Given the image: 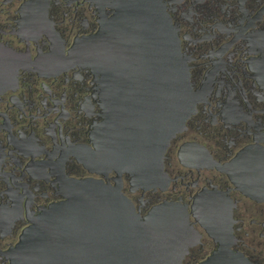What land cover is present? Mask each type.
Listing matches in <instances>:
<instances>
[{
	"label": "flooded vegetation",
	"instance_id": "flooded-vegetation-1",
	"mask_svg": "<svg viewBox=\"0 0 264 264\" xmlns=\"http://www.w3.org/2000/svg\"><path fill=\"white\" fill-rule=\"evenodd\" d=\"M161 1L195 108L164 153L163 177L145 188L84 162L110 115L103 70L77 49L95 39L101 58L109 55L119 124L152 100L164 69L127 1L0 0V264L11 263L33 220L87 178L120 186L143 218L164 203L185 208L195 236L181 264L220 246L264 264V199L243 185L241 160L264 151V0Z\"/></svg>",
	"mask_w": 264,
	"mask_h": 264
},
{
	"label": "water",
	"instance_id": "water-1",
	"mask_svg": "<svg viewBox=\"0 0 264 264\" xmlns=\"http://www.w3.org/2000/svg\"><path fill=\"white\" fill-rule=\"evenodd\" d=\"M126 1L132 20L139 23V31L149 39L151 53H156L164 69L154 84L152 100L138 107L129 125L119 124L109 55L101 58L95 39L89 40L91 47L77 49L79 58L93 72L103 70L110 115L108 133L99 137L96 155L84 162L95 172H101L102 167L126 172L148 188L163 177L164 153L184 128L195 98L162 1ZM153 78L157 80L156 75ZM241 160L246 165L243 185L248 193L264 199V151L252 148ZM66 197L45 209L21 234L11 251L10 264H181L192 246L195 233L186 209L179 204L158 205L143 218L120 186L94 178L75 180ZM199 264L253 263L220 246Z\"/></svg>",
	"mask_w": 264,
	"mask_h": 264
}]
</instances>
